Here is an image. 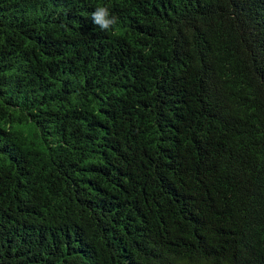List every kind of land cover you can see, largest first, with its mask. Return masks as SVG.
Listing matches in <instances>:
<instances>
[{
  "label": "trees",
  "instance_id": "obj_1",
  "mask_svg": "<svg viewBox=\"0 0 264 264\" xmlns=\"http://www.w3.org/2000/svg\"><path fill=\"white\" fill-rule=\"evenodd\" d=\"M0 264H264V0H0Z\"/></svg>",
  "mask_w": 264,
  "mask_h": 264
},
{
  "label": "clouds",
  "instance_id": "obj_2",
  "mask_svg": "<svg viewBox=\"0 0 264 264\" xmlns=\"http://www.w3.org/2000/svg\"><path fill=\"white\" fill-rule=\"evenodd\" d=\"M106 8L98 7L92 14L94 23L98 24L102 29H107L110 25L115 23V18L109 19Z\"/></svg>",
  "mask_w": 264,
  "mask_h": 264
}]
</instances>
